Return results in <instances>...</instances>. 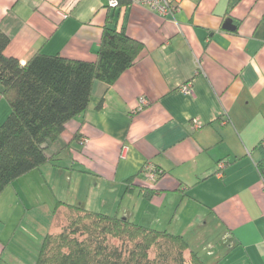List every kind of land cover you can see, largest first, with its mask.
Segmentation results:
<instances>
[{
	"label": "crops",
	"instance_id": "1",
	"mask_svg": "<svg viewBox=\"0 0 264 264\" xmlns=\"http://www.w3.org/2000/svg\"><path fill=\"white\" fill-rule=\"evenodd\" d=\"M108 1L0 0L4 54L21 64L94 61L109 16L144 44L114 83H93L48 144L59 159L0 193V264H35L64 217L57 202L187 237L205 264H264V0H169L167 15ZM9 112L0 92V125Z\"/></svg>",
	"mask_w": 264,
	"mask_h": 264
},
{
	"label": "trees",
	"instance_id": "2",
	"mask_svg": "<svg viewBox=\"0 0 264 264\" xmlns=\"http://www.w3.org/2000/svg\"><path fill=\"white\" fill-rule=\"evenodd\" d=\"M129 3L118 0L117 6L109 7ZM110 19L103 26L94 61L35 53L21 64L4 54L10 37L0 27V92L10 108L0 125V193L27 172L56 162L58 154H48V144L87 109L93 83H114L141 54L144 44L130 37L125 27L110 24ZM58 206L66 208L65 223L44 235L35 264H166L170 253L160 260L154 247L156 253L150 255L160 241L179 248L173 264H185L183 252L189 255L187 264H205L180 235L79 205L57 202ZM110 238L120 239L124 247L110 244Z\"/></svg>",
	"mask_w": 264,
	"mask_h": 264
},
{
	"label": "built area",
	"instance_id": "3",
	"mask_svg": "<svg viewBox=\"0 0 264 264\" xmlns=\"http://www.w3.org/2000/svg\"><path fill=\"white\" fill-rule=\"evenodd\" d=\"M136 1L140 3L141 5L148 7L150 10L158 12L162 15H167L172 12V4L169 0H136ZM108 5L110 7H115L118 5V0H109ZM190 88H191V83H186L182 85L181 90L187 93L190 91ZM145 103H146L145 98L140 97V100H139L140 106ZM79 141L81 144H85L87 141V138L81 137ZM217 164H218V168L220 169L222 168L224 162L220 161ZM142 172H144L146 177L151 180L155 179L159 173V171L155 170L149 164L144 165V167L142 168ZM219 172L220 171H217V175H221ZM261 178H262V182L264 183V170L261 171Z\"/></svg>",
	"mask_w": 264,
	"mask_h": 264
},
{
	"label": "rangeland",
	"instance_id": "4",
	"mask_svg": "<svg viewBox=\"0 0 264 264\" xmlns=\"http://www.w3.org/2000/svg\"><path fill=\"white\" fill-rule=\"evenodd\" d=\"M109 215L113 216L114 214H109ZM58 222H60V224H59V227H60L63 223H65L64 217L63 218L60 217V219L58 218ZM84 222L86 223V222H89V221L88 220H84ZM163 222H167V220L163 221ZM186 238L187 237H184L185 241H187ZM109 241H110V244H112V245H115V246L118 245V246L124 247L122 242L118 238H110ZM202 245H203V242H200V241L197 242V246H200L202 248ZM129 246H130V244H129ZM154 247H157L158 251L160 252V256H159L160 260H163L162 259V258H164L163 254L170 253V256L165 259L166 262H167L166 264H173L174 263L173 257H177L178 256L179 248L176 245H173L172 243H170L169 241H160L159 244H157L156 246H153L152 250L150 251V255L152 257L156 253V248H154ZM199 252L201 253V255H199L200 258H202L203 256L206 257V253L205 252H202V251H199ZM188 256L189 255L186 252L185 253L183 252V257H184L185 264L189 263ZM179 259H180V257L177 258L178 262H179Z\"/></svg>",
	"mask_w": 264,
	"mask_h": 264
},
{
	"label": "water",
	"instance_id": "5",
	"mask_svg": "<svg viewBox=\"0 0 264 264\" xmlns=\"http://www.w3.org/2000/svg\"><path fill=\"white\" fill-rule=\"evenodd\" d=\"M223 27H224L225 29H229V30L232 29V28H234L233 25L231 24V22H228V21H226V22L224 23Z\"/></svg>",
	"mask_w": 264,
	"mask_h": 264
}]
</instances>
